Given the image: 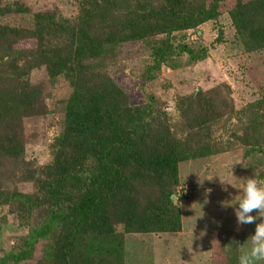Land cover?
<instances>
[{"label": "trees", "instance_id": "1", "mask_svg": "<svg viewBox=\"0 0 264 264\" xmlns=\"http://www.w3.org/2000/svg\"><path fill=\"white\" fill-rule=\"evenodd\" d=\"M27 13L18 0H0V18ZM222 16L245 52L264 49V0H79L72 16L37 11L30 26L0 21V159L24 164L22 121L47 111V95L32 85L31 72L43 67L50 83L61 76L71 86L49 145L51 160L32 171L34 191L0 188V207L7 208L0 238L12 228L4 226L9 214L27 229L7 248L0 244V264H127L131 238L182 231L172 201L178 163L230 150L229 141L212 139L223 119L200 90L183 94L175 105L191 119L178 135L152 96L132 103L104 64L135 43L148 48L151 58L142 81L153 80L162 66L201 61L207 47L184 42L185 32ZM219 34L216 42L222 41ZM245 109L248 123L232 135L246 146L245 156L264 153V97ZM218 248L212 264L231 263L234 253Z\"/></svg>", "mask_w": 264, "mask_h": 264}, {"label": "rangeland", "instance_id": "2", "mask_svg": "<svg viewBox=\"0 0 264 264\" xmlns=\"http://www.w3.org/2000/svg\"><path fill=\"white\" fill-rule=\"evenodd\" d=\"M18 1L29 8V13L5 15L0 18L2 23L30 26L31 16L37 11L72 16L79 2ZM219 30H222V41L216 42ZM185 33L184 42L207 47L208 53L203 60L177 69L162 66L153 80L142 81V71L150 64L151 58L148 48L135 43L123 46L104 66L129 92L132 103H144L148 96H152L155 105L167 113L168 124L178 135L189 129L187 120L191 119V114L182 116L175 105L177 99L183 94H196L200 90L202 98L209 101L211 111L223 119L218 128L215 126L212 139L223 144L229 141L230 150L178 163L179 183L176 190L180 195L181 207L179 204L177 207L181 214L182 231L166 232L160 239H155L159 234L155 237L143 235V240H139L138 236L131 238L126 245L127 264H212L210 256L220 252L219 245L229 248L230 254L234 253L231 263L238 264L236 253L239 251L240 256L241 252L243 254L251 247L250 236L254 234L255 224L242 225L237 231L235 208L243 196L247 179L255 178L264 185V153L254 151L245 156L246 146L232 134L236 131L241 134L247 125V105L264 97V49L245 52L227 16ZM179 34L176 33V36L179 37ZM183 59H186L185 54ZM30 81L47 95L43 102L47 111L23 119L19 138L24 147V164L15 158L4 156L0 159L1 189L34 191L32 171L51 160L49 145L59 133L65 102L71 92L70 84L61 76L53 84L50 83L43 67L31 72ZM224 120H227L226 124ZM261 145L264 149V137ZM209 177L213 179L208 180ZM6 211V207H0V221ZM252 214L256 215L255 212ZM5 222V227L12 225V228L4 230L0 238V244L7 248L16 234L26 233L27 229L18 228L16 218L10 214Z\"/></svg>", "mask_w": 264, "mask_h": 264}, {"label": "clouds", "instance_id": "3", "mask_svg": "<svg viewBox=\"0 0 264 264\" xmlns=\"http://www.w3.org/2000/svg\"><path fill=\"white\" fill-rule=\"evenodd\" d=\"M209 177L208 180H212ZM224 184V182H221ZM227 191V188L224 189ZM180 195L172 197L173 203H180ZM238 207L235 208L237 220V231L240 226L246 224H255L254 234L250 236V249L238 257V264H261L264 262V185L260 184L255 178H249L243 188V196L238 201ZM178 207V208H179ZM256 213L253 215L252 213ZM260 220L257 223V220Z\"/></svg>", "mask_w": 264, "mask_h": 264}, {"label": "crops", "instance_id": "4", "mask_svg": "<svg viewBox=\"0 0 264 264\" xmlns=\"http://www.w3.org/2000/svg\"><path fill=\"white\" fill-rule=\"evenodd\" d=\"M165 233H161L158 236L159 237H155L157 234H152L151 237H155V239H160Z\"/></svg>", "mask_w": 264, "mask_h": 264}, {"label": "water", "instance_id": "5", "mask_svg": "<svg viewBox=\"0 0 264 264\" xmlns=\"http://www.w3.org/2000/svg\"><path fill=\"white\" fill-rule=\"evenodd\" d=\"M174 195H172V197H173Z\"/></svg>", "mask_w": 264, "mask_h": 264}]
</instances>
